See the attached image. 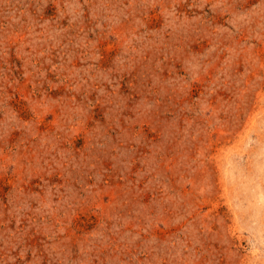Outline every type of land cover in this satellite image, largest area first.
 <instances>
[{"label":"rangeland","instance_id":"obj_1","mask_svg":"<svg viewBox=\"0 0 264 264\" xmlns=\"http://www.w3.org/2000/svg\"><path fill=\"white\" fill-rule=\"evenodd\" d=\"M0 264H264V0H0Z\"/></svg>","mask_w":264,"mask_h":264}]
</instances>
